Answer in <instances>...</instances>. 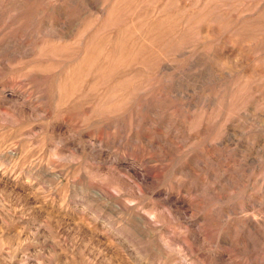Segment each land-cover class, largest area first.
Returning a JSON list of instances; mask_svg holds the SVG:
<instances>
[{"label": "rangeland", "instance_id": "374dc122", "mask_svg": "<svg viewBox=\"0 0 264 264\" xmlns=\"http://www.w3.org/2000/svg\"><path fill=\"white\" fill-rule=\"evenodd\" d=\"M221 262L264 264V0H0V264Z\"/></svg>", "mask_w": 264, "mask_h": 264}, {"label": "bare ground", "instance_id": "6f19581e", "mask_svg": "<svg viewBox=\"0 0 264 264\" xmlns=\"http://www.w3.org/2000/svg\"><path fill=\"white\" fill-rule=\"evenodd\" d=\"M235 244H238L237 242L235 243ZM242 245H243V243H242ZM238 246V245H237ZM243 251V250H242ZM247 252H249V250H247ZM221 259V258H220ZM219 259V260H220ZM221 264H222V262H221ZM224 264H227V263H224ZM228 264H230V263H228ZM258 264H260V263H258Z\"/></svg>", "mask_w": 264, "mask_h": 264}]
</instances>
